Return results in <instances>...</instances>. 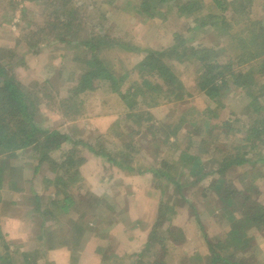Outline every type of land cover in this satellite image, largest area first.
Masks as SVG:
<instances>
[{
  "label": "rangeland",
  "instance_id": "1",
  "mask_svg": "<svg viewBox=\"0 0 264 264\" xmlns=\"http://www.w3.org/2000/svg\"><path fill=\"white\" fill-rule=\"evenodd\" d=\"M14 1L17 2V8L11 15L8 0H0V64L5 68L6 77H12L24 86H32V83L44 85L42 87L41 85L32 86L34 87L32 92L37 93V97L42 99L40 104L39 102L36 104L38 106L36 124L40 129L47 132L58 131L62 134H68L72 140L74 139V143L78 144L79 141L85 145L78 147V151L85 159L79 169L81 181L72 186L69 192L83 197L84 210L85 208L88 210L89 205L92 206L90 208H93L96 214H99L102 208L107 213L106 208L109 207L110 210V206L103 203L98 205L100 208L98 210L94 200L96 195L99 198L102 196L108 198L109 204H116L120 208V211L114 213L115 215L118 214L117 220L120 225L115 226L113 232L110 233L111 236L115 235L114 238H111L113 243L110 244V248L115 249V252L118 253H139L138 251L143 248L150 228L157 218L159 204L167 201L173 205L172 208L175 213L165 212L169 222L163 224L162 230L175 228L184 235V240L180 246L172 245L168 241L166 252L161 251L160 253L158 241L154 239L146 257L142 258L140 262L149 264L157 257V260L162 259L166 264H178L184 253L196 251L204 257L201 261L194 260L195 262L192 264H204L208 261L206 259L208 253L203 233L208 239L215 242L217 239H223L229 230L230 223L220 213L219 203H217L218 201L212 191L207 190L205 192V200L201 197L200 192L202 189L204 190L213 183L222 180L229 182L231 192L247 193L250 200L253 198L254 201H258L264 206V162L256 160L254 155L250 154L248 159L253 163L248 162L241 167L231 168L223 175H208L196 185L188 184L182 190V194L185 196L184 201L180 200L179 194L172 186H169L164 192L162 189H158V178L155 179L148 174L147 170L158 169L160 166L164 167L161 165L162 161L174 164L179 156L177 150L183 148L187 141L183 137V135L185 136L182 130L184 126H181L178 132L175 142L177 146H169L162 135L159 136L160 133L157 135L158 133L153 134L152 131L159 127L166 131V123L174 124V120L178 116L181 117V113L185 115L190 113L191 115L194 111L203 112L210 104L202 93H192L193 78L200 63L197 56H192L187 51L186 55H183V48L193 50L204 47L210 49L215 46L213 49L216 52L213 53L215 58H219L220 55H223V50L221 51L220 48L227 45L225 44L227 40L224 41V39L228 34H223L219 38L217 35L219 28L215 31L210 27L198 28L196 23H193L192 18L169 16L167 21L163 22L161 21L162 18L158 16L153 20L147 19L143 15L137 16L130 10L131 5H134L136 0H116L112 4H105L104 0H71V7L74 5L79 8L78 19L79 22L81 21L78 31L73 36L74 44H80L81 40L89 37V33H102L101 30L104 29L112 38L107 49L114 47L100 56L107 62L106 65L111 66L114 74L120 76L128 73L127 79L120 87L122 91L128 87L129 83L133 81L141 83L143 80L137 75V70L134 67L140 63L146 53L170 50L172 46L178 44V40L185 41L182 47H177L178 51H175L172 58H167L165 61L178 78L183 80L186 90L191 96L181 102L168 103L163 100L159 102L162 103L161 105L153 108L140 107L141 110L151 113L149 125L139 124L140 127H136L137 125L127 122L128 124L125 126L113 127L112 130L115 132H111L110 125L117 118V115L124 113L125 108L116 96L110 94L108 87L101 83L98 84L97 90L88 92L79 98L81 104L80 113H76L79 114L77 117L73 119L69 117L68 119L61 116L57 104L68 96L62 90L65 87L61 85L65 84L66 81H68L66 87L76 84L74 83L76 77L74 74H78L83 67L82 61L86 59L85 52L77 50L74 54L68 53L69 49H67L66 43H60L52 37L57 31L53 35L41 36L40 41H37L35 45L36 52L35 49L32 52L25 49L22 40L33 27L24 30L23 25L27 22L39 24L43 17L44 5H40L41 0ZM126 1L131 4L129 7L125 5ZM262 4L263 2H261ZM48 11L53 15L51 6L48 7ZM205 13L206 11L202 14ZM249 13V16L254 18L261 13L264 14V11L261 6L255 5L253 11ZM224 14L229 17L228 12ZM244 16L246 17V15H242V21ZM260 16L264 18V15ZM50 19L53 22L54 16ZM243 25L242 22L241 24L238 23L235 25V29H239ZM112 40L115 43H112ZM122 45L123 47H121ZM76 56L79 61L73 60ZM145 75L144 73L142 77H146L147 81L153 80V77L148 79ZM45 81H49L51 84L46 85L44 84ZM231 87L227 86V89L221 90L220 103L214 105L216 112L209 113L207 111L208 123L211 121V123L218 124L228 120L231 122L235 117L231 111L239 112L241 110L239 113L242 112L241 107L245 103L233 100L236 96H233ZM47 96L52 97V100L48 99ZM150 97H152L151 93L146 95V98ZM236 116L241 117V114ZM119 118L120 120L124 119L121 116ZM242 118L244 119V116ZM192 130L194 135L188 153L199 157L202 166H208L213 159L212 153L201 152L202 149L198 146V141L204 137L200 134L202 127L195 126ZM137 131L139 133L135 134ZM204 131L205 133L208 132L207 130ZM116 132L119 135L118 138L114 136ZM212 135L217 138L218 145L229 140L220 128L213 131ZM134 139L138 141V145L132 164L136 168L139 167V171L143 172L142 175L136 173L129 175L119 172L94 158L87 149L88 146H93L97 141H104L108 150H123L124 145H127L126 141H134ZM70 147L69 143L63 144L59 150L51 151L49 155L57 160L60 154L66 152ZM30 152V149H26L22 153L19 152L16 158L1 159L0 161V176L3 178V187L0 190V232L4 236V241L10 244V249L15 247L19 251L26 252L33 250L37 245L31 237L34 232L36 233L39 223V217L30 211L34 204L33 193L41 197L39 207L45 214L48 213V210L53 211V207L48 204V198L53 195L52 188L43 183L44 179L51 178L52 174L43 168L33 175L36 162L31 157ZM260 154L264 156V149H260ZM203 172L207 173L208 168H204ZM177 179L184 181L182 185L193 181L185 172H182ZM195 188L200 190H195ZM114 190L117 192L116 195H113ZM81 211V209L77 212L73 211L65 218L61 217L60 221L58 218V224L62 223L58 228L61 235L66 236L73 231L71 223L75 220L77 221L74 223H78V214ZM211 211L213 213H210ZM42 218L52 220L47 215H43ZM198 219L203 224V232L196 223ZM52 222H48L46 225H50ZM130 224L131 227H126ZM134 224L136 225L134 226ZM251 235L254 236L255 243L253 252L249 251L247 254V256L251 255L252 257L249 256V264H264V231L261 233L254 232ZM119 239H128V244H121ZM104 243H106L104 240L95 239L88 242L85 239L84 243L76 242L74 245H67L66 248L60 247L48 251L46 257L38 264H100L96 258L99 255L94 252ZM120 256L124 257L123 255ZM131 261L124 257L120 264H130Z\"/></svg>",
  "mask_w": 264,
  "mask_h": 264
},
{
  "label": "trees",
  "instance_id": "2",
  "mask_svg": "<svg viewBox=\"0 0 264 264\" xmlns=\"http://www.w3.org/2000/svg\"><path fill=\"white\" fill-rule=\"evenodd\" d=\"M23 1L20 0V2ZM41 1L40 5H44L41 22L36 25L27 22L23 25L24 30L33 27L22 40L24 48L32 52L41 36L53 35L57 31L52 37L60 43H66L67 49H69L68 53L74 54L78 50L84 51L86 55V59L82 61L83 67L80 72L74 74L76 76L74 83L76 84L66 87L68 82L66 81L65 84L61 85L65 87L62 90L68 94L63 101L61 100L57 104L58 110L64 118L73 119L77 117L79 114L76 113H80L81 104L79 98L88 92L97 90L99 83L106 85L110 94L116 96L125 108L124 113L117 115V118L110 125L111 132H115L112 130L113 127L125 126L128 124L127 122L137 125L136 127H140L139 124L149 125L151 113L141 110L143 106L153 108L161 105L162 103L159 102L163 100L174 103L181 102L191 96L188 94L183 80L178 78L165 61L167 58H172L175 51H178L177 47H182L185 41L178 40V44L172 46L170 50L146 53L140 63L134 67L137 70V75L143 80L141 83L138 81L129 83L128 87L122 91L120 87L127 79L128 73L120 76L114 74L111 66L106 65L107 62L100 56L114 47L112 45L113 47L107 49L112 39L109 34L104 29L101 30L102 33L91 32L88 34L89 37L80 41V44H74L73 36L81 23L78 19L79 8L74 5L71 7V0ZM115 1L104 0L105 4H112ZM261 2H263L262 5ZM8 5L12 15L17 8V2L8 0ZM125 5L129 7L131 4L126 1ZM255 5L261 6L264 11V0H231L229 2L226 0H136V3L131 5V13H135L137 16H146L150 20L157 18V16L162 18L161 21L163 22L167 21L169 16L192 18L193 23H196L198 28L210 27L213 28V31L219 28L220 32L217 31L219 38L226 33L229 35H226L224 39V41L227 40L225 42L227 45L220 48L221 51L223 50V55H220L219 58L214 56L213 52L216 51L213 48L215 46L210 49L203 47L193 50L183 48L184 50H182L183 55H186L187 51L190 55L197 56L200 63L193 78L192 93H202L207 98L210 104L206 109L203 112L194 111L191 115L190 113L186 115L181 113V117L178 116L174 120L175 126L166 123V131L161 130L163 128L160 127L152 131L153 134L158 133L157 135H159L160 133L159 136L162 135L169 146H177L175 142L178 132L181 126H184L182 130L185 136L183 135V137L187 141L183 148L177 150L179 156L176 162L170 164L171 162L162 161L161 165L164 167L160 166L158 169L147 170L148 174L155 179L158 178V189H162L164 192L169 186H172L182 201L185 200V196L182 194L184 186L196 185L208 175H223L231 168L241 167L248 162L253 163L248 159L250 154L254 155L256 160L264 162V156L260 154V149H264V18L260 15L264 14L261 13L251 18L249 12L253 11ZM49 6L52 7L53 15L48 11ZM23 11L24 9L22 13ZM204 11L206 13L203 15ZM226 12H228L229 17L224 14ZM243 14L246 17L244 16L242 21ZM53 16L54 21L51 22L50 18ZM241 22L244 27L235 29V25L241 24ZM36 51L37 49H35ZM73 60L79 61L77 56ZM178 63L181 62L178 61ZM4 69V66L0 64V161L1 159L16 158L19 152L22 153L26 149H30L31 157L36 162L33 175L43 168L52 174V177L44 179L43 183L52 188L53 195L48 198V204L53 207V211L44 209L48 210V213L45 214L39 207L41 197L33 193L34 204L30 211L39 217V223L36 233L34 232L31 237L37 245L28 252L19 251L15 247L10 249V244L4 241V236L0 232V264H38L46 257L48 251L58 249L66 242L65 237L68 235H61L56 230L57 228L54 229L53 227L60 221V216L67 215L73 208L75 195L71 194L69 189L81 181L79 168L85 159L78 151V147L85 145L79 141L78 144L74 143V139L72 140L68 134H62L58 131L47 132L40 129L36 124V112L38 110L36 104L38 102L40 104L42 99L38 98L37 93L32 91L34 87L44 85L32 83L31 85L34 87L28 86V88L12 77H6ZM144 73L148 79L153 77V80L147 81L146 77H142ZM44 84L49 85L51 83L45 81ZM227 86H232L230 89L234 94L233 96H236L233 99L235 102L242 101L245 103L241 107L242 112L239 113L241 110L239 112L231 111V114L235 116L231 122L228 120L218 124L211 123V121L208 123L207 111L209 113L216 112L214 105L220 103L221 90L227 89ZM149 93L152 94V97L146 98ZM47 97L52 100V97ZM239 114L241 117L236 116ZM120 116L124 119L120 120ZM245 120L248 121L245 122ZM195 126L202 127L200 134L204 137L198 141V146L202 149L201 152L208 151L213 156L208 166H202L199 157L188 153L194 135L192 128L194 129ZM218 128L229 138L220 145L217 144V138L212 135L213 131ZM203 129L208 132L205 133ZM138 133L139 131L135 132V134ZM115 134L114 136L118 138L117 132ZM68 143L71 147L66 152L61 153L57 160L49 155L51 151H57L63 144ZM126 144L123 150H118L119 152L117 149L108 150L104 141H97L96 144L88 146L87 149L93 156L117 167L126 174L142 175L143 172L139 171V167L136 168L132 164L138 141L129 140L126 141ZM204 168H208L207 173L203 172ZM182 172L188 173L193 181L182 185L184 181L177 179ZM2 185L3 178L0 176V190ZM229 186V182L219 180L208 187L209 189H202L200 192L201 197L205 200V192L207 190L212 191L218 201L217 203H219L220 213L230 223L229 230L223 239H217L215 242L208 239L203 233L208 253L206 255L208 261L204 264H249V256L252 257L251 255L247 256V254L249 251L253 252L255 243L251 233L264 231V206L258 201H254L253 198L250 200L247 193L231 192ZM195 190L200 189L195 188ZM172 206L167 201L159 204L157 218L150 228L144 250L124 256L132 260L130 264H142L140 260L146 257L154 239L158 241L160 253L161 251L166 252L168 241L176 246L182 244L184 235L180 231L175 228L162 230L163 224L169 222L165 212L175 213ZM43 215L51 217L52 220L42 218ZM196 221L203 232V224L199 219ZM48 222L52 223L46 225ZM79 222L80 220L77 224L71 225V229L75 233L70 235L71 239L75 238L76 235L81 238V235L88 230L87 227H80ZM124 257L111 254L102 264H120ZM203 257L196 251L184 253L178 264H192L195 262L194 260L201 261ZM157 259L155 257L149 264H166L164 260Z\"/></svg>",
  "mask_w": 264,
  "mask_h": 264
},
{
  "label": "crops",
  "instance_id": "3",
  "mask_svg": "<svg viewBox=\"0 0 264 264\" xmlns=\"http://www.w3.org/2000/svg\"><path fill=\"white\" fill-rule=\"evenodd\" d=\"M93 157L99 159L96 156H93ZM99 160L101 163H105L107 165V163L105 161H103L101 159H99ZM109 166L112 168H115L116 170H118L120 172V170L117 167H114L112 165H109ZM116 194H117V192H116V190H114L113 195H116ZM74 198L75 199H74L73 208L70 210V212L68 214H70L73 211L77 212V211H79V209H81L82 211L80 213L78 212L79 213L78 214V220H80L79 226L80 227H87L88 230L85 232V234L81 235V238H79L76 235L75 238L71 239L70 235L74 233V230H73L67 237H65L66 242L62 245L63 248L64 247L66 248L67 245H74L76 242L84 243L85 239L88 242L91 240H95V239L100 240V241L104 240V242H106V243L101 244V246H99V248L95 249L96 252H94V253H97L99 255V256H96V258H97V262L98 263L100 262V264H102L103 261L107 260L111 254H115L118 256H120V255L129 256V255L135 254V253L130 254V253H126V252L118 253L117 251L115 252V249L110 248V244L113 243V240L111 238L115 237V235L111 236L110 233L113 232L114 227L115 226L118 227V224H119V222L117 220L118 214L115 215L114 213L116 211H120V208L117 207V205L115 203H114L115 205H111L107 202L108 198H104L103 196L99 198L98 195L94 196L96 207L98 205H102V203L104 205L110 206V210H109V207L106 208L108 213L106 211L104 212L103 208H102V211H99L100 213L96 214V213H94L93 208H90L92 206L88 205V210H86V208L84 210V208H83L84 205L82 204L83 197H79V196L75 195ZM102 200H103V202H102ZM92 203L95 204L94 202H92ZM115 206L117 207V209ZM98 210H100L99 206H98ZM126 211L128 213V209ZM61 217L65 218L66 215H62V216H60V218ZM76 221L77 220L73 221L72 223L71 222H69V223L73 224L74 222L76 223ZM61 224L62 223L60 222L58 225L54 226L53 228L54 229L57 228L56 230L58 231L59 225H61ZM135 225L136 224H134V226ZM126 227H131V224L126 225ZM147 238H148V236H147ZM119 242L121 244L127 245L128 239H119ZM146 242H147V239L145 241V244H146ZM145 244L143 245V248L141 250H139L138 252H140L144 249ZM92 251H94V250H92Z\"/></svg>",
  "mask_w": 264,
  "mask_h": 264
}]
</instances>
